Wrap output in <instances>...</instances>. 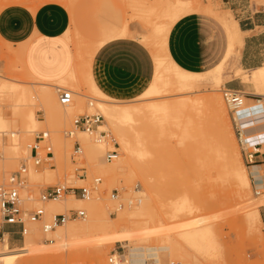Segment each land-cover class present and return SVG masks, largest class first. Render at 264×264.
Here are the masks:
<instances>
[{
  "label": "rangeland",
  "instance_id": "rangeland-1",
  "mask_svg": "<svg viewBox=\"0 0 264 264\" xmlns=\"http://www.w3.org/2000/svg\"><path fill=\"white\" fill-rule=\"evenodd\" d=\"M156 1L158 2V0H80L71 14L75 15L76 23L70 22V28L68 29L69 37L65 36L74 49V58L75 52H78V50L82 58L85 57V60L83 58L84 67H80L79 72H77V78L73 81L66 78L62 83L56 81L44 82L46 80H38L37 78L34 79L28 76L22 66L18 52L21 46L16 48L13 44L6 43L0 38V84L2 81L10 79V81L14 80L20 84L34 88L47 85L55 93L57 102L59 103V108L53 109L51 116L46 117L44 107L38 99H35L33 102L35 104H32V107H34L36 112V126L34 128L35 131L29 133L25 132V128L22 125H17L11 119L13 109L9 101L10 98L0 95V113L4 112L10 116L6 119L7 128L4 129V132H0V138H3L0 142V183L7 182L9 176L19 168L21 159L29 155L25 152L27 145L23 146L8 142L10 136L16 134L24 137L32 135L35 139L39 132L48 131L54 145V161L52 164H44L38 168L31 167V173L30 169L26 176L29 186L25 195L26 197L29 196V198L25 200L24 205L30 209H34L38 205H43L45 208V204L49 200L40 202V193L57 184L76 187H92L97 185V190L92 192L93 195L91 194L92 198L94 196L97 198L95 201L92 202L90 197H88L85 202L79 204L72 202L73 205L70 209H83L86 211V217L74 218L66 223L72 222L82 225L91 216L108 219L107 222L98 220L94 223V227L91 226L90 229L82 232L79 236L80 239L73 243V248L70 245L66 246V240L68 241L66 237L62 239L59 237L57 239L56 233H44L42 231V223L28 224V235H25L24 239L21 238L18 244L10 243L9 241V249L24 247L26 238L29 235L36 238L37 244H53L56 249H43L45 253L49 252L45 256L36 255L32 257L25 255L15 264H112L109 261L112 254L122 258L121 264H128L127 259L129 258L130 249L160 244L172 246L170 251H161V264H170L171 262L177 264H264V222L261 219L257 223V227L251 230L247 221L250 207L245 204L250 201L247 198H258L259 195L255 193L256 187L250 176L248 165L244 163L242 158L233 129L231 114L224 99L226 108L225 118L205 114L203 111L199 113L200 111L196 110L195 120L202 127L205 141L211 146L215 147L216 145V147H221V144L231 141L236 145L241 156L240 160L248 170L252 184L250 195L242 198H239L234 192V186L231 184V181L217 180L208 182L205 176L201 175L203 169L199 168L198 159L197 157L195 158V156H198L197 152H186V154L183 152V146L178 142L180 138L176 137V125L174 124L166 123L163 131L160 133V125L158 123L154 125L155 121H152L154 122L153 127L150 124L151 121L148 123L147 120H143L145 119L144 117L140 119L138 116H134L133 121H124L123 126L126 130H129L130 126L136 128L141 126L140 131L142 134L140 138L144 142V145H138L135 135L131 132L132 144L134 146L137 144V148L141 152L131 153L132 164L129 167L131 170L125 168V171L120 172V175L116 174V178L114 179L111 178L109 169L114 165L116 160L124 157V152L120 149L116 131L105 116V129L109 130L113 137H115L118 143L117 147H114L110 142L106 144L99 143L92 136L83 132H76L73 138L65 135V132L72 128V122L76 116L85 112L100 111L102 113L96 103L97 99L101 97L91 89V86H88L90 81L87 69L91 59L88 56H90L91 52H86L87 45H96L103 33L111 26H122L126 20H129L131 22L130 28L133 32L130 31L128 36H135L136 33V37L144 42L152 52V48L141 39V36H150L151 28L148 27L145 20L154 19L156 16L151 11H144L145 9L141 5L139 6V4L149 3L151 5ZM203 1L204 4H211L215 9L220 10V12L224 9L231 10L227 5L220 4L219 0ZM248 1L257 7L264 5V0ZM50 2L52 0H0V10L10 4H21L35 9L40 5ZM132 3H138V7L135 8V18H133V10L131 8ZM66 8L68 9V7ZM68 10L71 13L70 8ZM231 12L237 20L240 18L241 14L232 10ZM202 17L210 20V24L214 26V31H219L221 59L227 47L225 32L219 23L211 21L212 18L210 16L203 15ZM133 40L145 46L139 40ZM77 42L81 45L83 51L80 50V46L77 49ZM89 42H91V45ZM93 47L91 46V48ZM217 61L204 70L213 68L218 63ZM227 69L226 71H228ZM98 73L96 66L93 64V79L101 91L109 96L110 102L118 103V105H139L140 103H147L150 99L152 101V98L144 100L146 99L145 97L138 96L142 89L139 87L133 88L131 86L132 81H125L128 84L126 86H120L119 84L115 86L108 84L107 77L100 76ZM84 74L85 78H83ZM153 77L151 78L150 76L151 79L145 80L144 83H149L148 85H150ZM207 77L209 78L207 79ZM231 80H235V82L240 84L242 92H248L245 106L250 111L246 113L247 115L264 111V97L252 94L255 92V89L251 83H245L241 78H233ZM227 81L225 80L224 83L215 86L210 75H205L204 81L198 86L200 92H197V94H219L222 97L220 90L225 85L228 86ZM63 83L66 86H62ZM58 87L75 90L74 102L68 105L72 106L73 112H69L68 106L60 104L58 100ZM172 87V85L167 86V88L164 87V89L166 88V92L170 90L167 92V95L176 96L181 94L180 91L176 90V87ZM174 96L172 98L167 97L166 99H175L176 97ZM255 97L262 99V102H256L254 100ZM160 99L163 98L156 100ZM90 101H93L94 104L89 105ZM112 103H108V105H112ZM260 106L263 107L258 110L257 108ZM60 113L61 116H59ZM157 125L159 130L157 129ZM260 128L264 129V125L260 126ZM259 134H264V132ZM56 135L62 137L64 143L62 146L54 140ZM76 138L81 141L83 148V155L80 158L72 157L73 143ZM88 141H91V144L94 145V148L91 150L88 147ZM28 142L32 144L31 140ZM196 144L192 143V146L195 148L197 147L195 146ZM187 145L189 146V143ZM114 148H118L119 150L118 157L112 160L105 158V153ZM188 154H192L190 155L191 157ZM81 167L84 168V171L79 170ZM9 169L11 170L9 171ZM262 173H264V169ZM81 174L83 176L80 177ZM97 178L101 179V182L98 184L95 183V179ZM145 179L152 184L149 190L146 188V184H144ZM117 192L119 196L115 197L113 194ZM186 194L192 198V209L176 214L175 204L180 200L179 198H182ZM70 195L82 197L70 192L63 197L68 199ZM141 203H145L149 210L138 214L139 210L137 209ZM120 205H122L121 208ZM70 209L66 212L69 213ZM125 210H128L131 214L136 213L137 210V213L133 216H129L128 213L122 214ZM51 217L52 215H47L46 218L50 219ZM108 225L111 227L107 228ZM194 228H207L209 230V237L218 245L219 253H217V256L207 255L199 251L184 239V234ZM119 233H127L130 238L124 241H116L115 237ZM48 238L55 241L50 243L51 241H48ZM61 240H64L63 243ZM2 242L0 241V245ZM201 245L202 247L203 245L205 246L204 241H201Z\"/></svg>",
  "mask_w": 264,
  "mask_h": 264
},
{
  "label": "bare ground",
  "instance_id": "bare-ground-1",
  "mask_svg": "<svg viewBox=\"0 0 264 264\" xmlns=\"http://www.w3.org/2000/svg\"><path fill=\"white\" fill-rule=\"evenodd\" d=\"M76 1L77 0H52V2L64 4L69 8H71ZM156 2L151 5L149 3L139 4V6L141 5L142 8L145 9L144 11H148V12L151 11L153 12V15L156 16V18L154 19L145 20L148 27L151 28L150 36L149 35L141 36V39L145 41L150 48H152V52L155 58L156 70H155V74L153 75L154 77L151 84L146 86V88L138 95L140 97H145L146 99L144 100H148V98H152V101L150 99L148 100L147 103L144 104L140 103L139 105L138 104L118 105V103H112V101L110 102L109 96H107L104 92H102L101 89L96 84V82L94 81L91 71L92 58L97 48L102 43L97 42L96 45H91V42H89L90 45L94 47L91 48V46L88 45L86 47L87 48L86 52L87 53L91 52V54H89L90 56H88L91 58L88 63V69H87L89 75V81H90V84L88 86H91V89L101 97L98 98L96 101L97 106L100 108L104 116L111 122L114 130L116 131V135L119 140L118 142L121 147L120 149H122L123 150L122 152H124V157L122 155L123 158L116 160L114 165L109 169L111 178L112 179L116 178V174L125 171V168L130 169L129 167H131L132 164L131 163L132 158L130 156L131 153L141 152V150L139 151L138 150L139 148H137V144L144 145V142L140 138L142 134L140 131L141 126H139L138 128L134 126H130L129 130H126V128L123 126L124 121H133L134 116H138L140 119L141 118L143 119L144 117L145 119L143 120H147L148 123L151 121L150 124L153 127L158 123L161 127L160 133L161 131H163V127L164 125H166V123H171L176 125L175 127L176 137L180 138L178 142L179 144H181V146H183L182 147L184 150L183 152H185V154L186 152H197L198 156H195V158L197 157L198 164L201 166V167L199 166V168L203 169V171L202 169H200L203 172L201 173V175L203 174L208 182L217 181V180L231 181V184H233L234 186V192L239 198L248 196L250 195V191L252 190L251 179L248 170L240 160L241 156L239 155L236 145L232 141L231 142L224 141L225 144H221L222 145L221 147L220 146L216 147V145L215 147L211 146L209 143H207V141H205L206 139L204 138V132L202 130V127L198 125L195 120L196 110H199L200 111L199 113L203 111V113L205 114H212V116L215 117L217 116L218 118H225L226 108L223 98L219 94L204 95L203 93L197 94V92H200L198 90V86L202 83V81H204L205 75H210L211 80L213 81L215 86L224 83L225 80H231L233 78H241L243 82L251 83L254 86L255 92H253L252 94H256L258 96L264 97V65L261 67L253 68L251 70H244V68L242 67L239 59L241 56V48L244 43L245 32L241 30L239 26V22L233 16L231 10L225 9L222 12L214 11L212 9V5L204 4L203 0H158V2L157 3ZM131 6L133 10V18H135V10H136L135 8L138 7V3H134V4L132 3ZM203 12L213 14L215 18L221 23L222 28L226 33L228 44L226 51L223 54L221 60L218 62V64H216L213 68L209 70L195 71L185 68L180 64H178L172 58L167 43H168L169 33L172 27L174 26V24L179 19L191 14H199ZM130 23L131 22L127 20L124 29L121 32L122 36L129 35ZM78 46L81 47V45L78 44L77 49L80 48ZM80 50L83 51L82 47ZM23 51H24V47L23 45H21L18 52L20 54V59L22 61V66L25 70V73L28 76L36 79L25 66V62L23 61V55H24ZM83 58L85 60V57ZM83 58L80 55L79 50L78 52L76 51V60L74 67L66 76L57 80L56 82L62 83L64 80H66V78H68L70 81L76 80L77 72H79L80 67H84ZM81 69L83 70V68ZM226 69L228 71H226ZM85 74L83 78H85ZM208 78L209 77H207V79ZM171 85L173 87H176V90L180 91L181 94L180 95L175 94L176 96L167 95L168 94L167 92L170 90L166 92L165 89L167 88V86H171ZM62 86H66V85L63 83ZM164 87L166 88L164 89ZM243 92L246 94L248 93L246 91ZM0 95L3 97L10 98L9 101L12 104L11 106L13 109V116L11 117V119L17 125L18 124L22 125V127L25 128V132H29V133L34 132L35 131L34 128L36 126V120H35L36 112L34 110V107H32L33 106L32 104H35L33 103L35 99H38L41 105L44 107L42 108L44 109L46 117L51 116L53 109L59 108L58 106L59 103L57 102L55 93L47 85H43L40 88L38 87L34 88L20 84L14 80L10 81V79H8L1 82ZM172 96L176 98L166 99L167 97L172 98ZM153 98L155 99L154 101ZM158 98H163V99L156 100ZM259 100H260L259 103H261L262 99ZM108 103H112V105H108ZM93 104L94 103H92V105ZM67 108L69 109V112H73L72 106H68ZM254 114L249 115L248 119H254L256 116ZM59 116H61V113L59 114ZM7 117L10 116L6 115L4 112L0 113V132H4V129L7 128L6 126ZM152 121H155V124ZM254 121L259 122L262 120H253V122ZM261 124L264 125V121L259 125H257L259 126L257 127L258 129H261L260 128V126H262ZM157 129H158V125H157ZM79 132L82 131H78V133ZM131 132L135 135V139L137 143L135 146L132 144L131 141V134H132ZM172 133L174 134V132ZM2 139L3 138H0V142L2 141ZM29 140H31V143H33L34 137L32 135L31 136L28 135L24 137L16 134L14 136H10L8 142L16 143L17 145H23V146L27 145V149L25 152L30 154L31 144L28 142ZM54 140H56L57 143L61 146L64 144L62 137L56 135ZM99 143L106 144L107 142L106 143L99 142ZM188 143L189 146L187 145ZM192 143L195 144L197 143L195 145L197 147L194 148V146H192ZM88 144L90 150L94 148V145L91 144V141H88ZM253 169H256V167L252 166V170ZM10 170L11 169H9V171ZM31 171L32 169L30 170V173ZM259 175L262 177L261 180L263 181L264 173L261 172ZM259 175L257 174H255V176L253 175V177H251L252 180L255 181L256 183H259L260 181L258 180ZM144 184H146L145 186L146 188H148V190L152 186V184L146 179L144 180ZM257 186H258L257 188H261L260 189L261 193L259 194V197L247 198L250 201L248 203H245L247 204L246 206L250 207L247 214L248 216L247 221L251 230L256 228L257 223L261 221L262 218L260 213V206L264 205V184ZM64 199H66V197H61L59 199H49V201H47V203L45 204L46 215L53 216V214L56 213H65L67 210H69L72 207L73 205L72 202L79 204L85 202L87 198L74 197L70 195L68 199L66 200ZM96 199L97 198L95 196L93 198L90 197V200L92 202L95 201ZM179 199L180 200H178L176 204L174 203L176 206L175 209L176 214L184 210L192 209V203H193L192 198H190L188 194L182 196V198ZM137 210H139L138 214H141L143 212H147L149 208L147 209L145 203H141L139 204ZM127 213L129 214V216H133L134 214H136V213L131 214L128 212V210H125L124 213L122 214H127ZM65 214H67V212ZM98 220L104 222L108 221V219L104 217L98 218L91 216L82 225H77L72 222L66 223L69 221L68 220L64 223L58 224L55 228L51 230H47L44 233H50V232H53V234L56 233L55 235L57 239L59 237L61 239L63 237H66L68 239V241L66 240V246L68 247L70 245V247L72 246L73 248L74 246L73 243H75L76 240L80 239L79 238L80 234L90 229L91 226H93L94 223ZM110 227L111 226L108 225L107 228ZM26 235H28V233ZM6 236L7 238H5L2 244L0 245V264H15L19 259H21V257L25 255H29L32 257L36 255L45 256V254L46 253L48 254L49 252L45 253L43 249L55 247L53 244H51L53 246L47 243L37 244L36 238L29 235L26 238V244L24 247L9 249V240H8L9 237L8 235ZM209 236H210L209 230L207 228H194L191 231L188 230L184 234V239L190 242L199 251L204 252L207 255L210 254L212 256L213 255L217 256L218 255L217 253H219L218 245ZM129 238L130 237L127 233H119L118 235H116L115 240L124 241V240H128ZM47 240L51 241L50 243H53L55 241V240L52 241V239L50 238H48ZM201 241H204L205 246L203 245L202 247ZM58 246L60 245L58 244ZM171 248L172 246L169 244L151 245L146 247H134L130 249L127 263L128 264H161V260H160L161 251H170Z\"/></svg>",
  "mask_w": 264,
  "mask_h": 264
},
{
  "label": "crops",
  "instance_id": "crops-1",
  "mask_svg": "<svg viewBox=\"0 0 264 264\" xmlns=\"http://www.w3.org/2000/svg\"><path fill=\"white\" fill-rule=\"evenodd\" d=\"M79 2L80 0H77L70 8L71 13L69 7L67 9L64 4L53 2L35 9L21 4H10L0 10L1 40L13 44L16 48L23 45L25 66L38 80L57 81L74 67L76 52L74 58V49L65 36L69 33L70 22L76 23L75 15L71 14ZM219 2L241 14L236 20L241 30L245 32L239 59L244 70L263 66L264 5L257 7L248 0ZM212 9L220 11L213 6ZM203 15L210 16L214 19H211L212 22L216 21L215 23L221 25L211 13L191 14L175 23L168 36L167 46L172 58L181 66L195 71H205V68L221 60L219 31H214L210 20L202 17ZM126 22L127 20L122 26H111L100 37L98 42L102 44L94 53L91 71L93 75L94 64L98 74L107 77L108 84L126 86L128 84L125 81H132L133 88L139 87L143 91L149 84L144 81L150 80L155 73V60L150 49L136 37L135 32V36L121 35ZM129 29L133 32L131 28ZM133 39L139 40L147 48ZM227 84L229 87L241 89L235 80H228ZM258 131L264 132L261 129ZM257 161V164L253 165L256 169L252 170V166H248L251 177L259 175L264 169V144L257 155ZM258 177L259 183L253 181L255 186L264 184L262 177L260 175ZM260 213L264 222V205L260 207ZM9 241L18 244L21 238L11 236Z\"/></svg>",
  "mask_w": 264,
  "mask_h": 264
},
{
  "label": "built area",
  "instance_id": "built-area-1",
  "mask_svg": "<svg viewBox=\"0 0 264 264\" xmlns=\"http://www.w3.org/2000/svg\"><path fill=\"white\" fill-rule=\"evenodd\" d=\"M222 97L231 114V121L235 136L240 147V152L244 163L248 166L257 164V155L260 153V149L264 144V134H259L257 125L264 121V111L255 113L254 119H248L249 111L246 108L247 94L243 93L240 89L232 88L227 85L221 88ZM74 91L71 89L58 87V100L62 106H68L74 102ZM260 98H254L256 102H259ZM93 101L89 102L92 105ZM262 106L257 109H261ZM253 120H262L256 122ZM105 117L100 111L85 112L76 116L72 122V128L65 132V135L73 138L76 132L82 131L92 136L97 142H110L114 147L118 146V143L111 134V132L105 129ZM104 127V128H103ZM30 154L21 159L19 168L13 172L7 182L0 183V241H4L6 235L18 236L20 238L25 237L29 232L28 224L42 223V231L46 232L55 228L58 224L64 223L74 218H85L86 211L83 209H70L69 213H56L53 214L51 219H47L46 210L43 205H38L34 209H30L24 205L27 189L29 186L27 174L30 168H38L44 164H52L54 161V145L51 140L50 133L48 131L39 132L34 139V142L30 146ZM83 155V148L81 141L75 139L73 143L72 157L80 158ZM119 155L118 148L110 149L106 152V158L112 160ZM79 170L84 171L81 167ZM83 174L80 175V177ZM101 182L100 178L95 179V183ZM255 193L259 195L260 189L255 186ZM97 190V185L90 186H66L65 184H57L49 187L45 191L40 193V202H46L49 199H59L65 196L67 193H73L74 195H80L84 198L91 197L93 191ZM115 197L119 196V193H114ZM122 205H120V208ZM264 231V227H263ZM112 264H121L122 258L115 254H112L109 258ZM170 264H177L171 262Z\"/></svg>",
  "mask_w": 264,
  "mask_h": 264
}]
</instances>
